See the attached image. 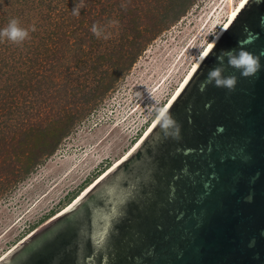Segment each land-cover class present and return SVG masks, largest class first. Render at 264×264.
Listing matches in <instances>:
<instances>
[{"label": "water", "instance_id": "water-1", "mask_svg": "<svg viewBox=\"0 0 264 264\" xmlns=\"http://www.w3.org/2000/svg\"><path fill=\"white\" fill-rule=\"evenodd\" d=\"M264 51V0H244L133 149L0 264H264V56L235 91L199 85L222 49Z\"/></svg>", "mask_w": 264, "mask_h": 264}, {"label": "trees", "instance_id": "trees-1", "mask_svg": "<svg viewBox=\"0 0 264 264\" xmlns=\"http://www.w3.org/2000/svg\"><path fill=\"white\" fill-rule=\"evenodd\" d=\"M195 2L84 0L74 16L76 0H0V29L16 18L30 31L22 44L0 39V203L58 151ZM93 24L109 38L98 39ZM90 184L73 192L69 204Z\"/></svg>", "mask_w": 264, "mask_h": 264}, {"label": "rangeland", "instance_id": "rangeland-1", "mask_svg": "<svg viewBox=\"0 0 264 264\" xmlns=\"http://www.w3.org/2000/svg\"><path fill=\"white\" fill-rule=\"evenodd\" d=\"M240 1L196 0L58 151L1 201L0 258L65 209L69 196L88 179L95 182L133 149Z\"/></svg>", "mask_w": 264, "mask_h": 264}, {"label": "clouds", "instance_id": "clouds-1", "mask_svg": "<svg viewBox=\"0 0 264 264\" xmlns=\"http://www.w3.org/2000/svg\"><path fill=\"white\" fill-rule=\"evenodd\" d=\"M259 2V0H257ZM85 7L84 0H76L73 7L72 14L79 16L80 10ZM36 29L33 26L31 31ZM91 32L99 39L103 35L104 39H108L109 35L104 34V30L98 25L93 24ZM224 31L216 34L215 42L219 40ZM246 36L244 39L238 41V45L231 49H222L216 56V65L208 70L205 79L200 83V91H204L208 85H213L217 88H225L228 91H235L238 83V77L235 74L225 75L227 68H234L240 72V75L247 77L256 76L261 68V57L264 56V51L254 53L248 50L247 45L253 43L258 38V34H252L247 28L245 29ZM6 38L14 44H22L25 40L30 38V31L21 25L16 18L11 19L6 27L0 29V39ZM210 53L201 54L199 62L202 64ZM156 103V101H155ZM158 118L162 122V127L167 129H175L178 131L179 125L173 114L167 108H160L157 112Z\"/></svg>", "mask_w": 264, "mask_h": 264}, {"label": "bare ground", "instance_id": "bare-ground-1", "mask_svg": "<svg viewBox=\"0 0 264 264\" xmlns=\"http://www.w3.org/2000/svg\"><path fill=\"white\" fill-rule=\"evenodd\" d=\"M244 2V0H241L240 2H239V4H238V6L231 12V14L229 15V18H228V20H227V22L224 24V26L222 27V29L218 32V33H220L222 30H223V28L226 26V24L230 21V19L233 17V15L235 14V12L238 10V8L241 6V4ZM217 33V34H218ZM215 39L213 38L212 40H211V42L208 44V46L206 47V49L204 50V52H203V54L206 52V50L209 48V46L212 44V42L214 41ZM199 61V58H198V60L196 61V63L194 64V66H193V68L195 67V65L197 64V62ZM193 68L191 69V71L193 70ZM191 71L189 72V74L191 73ZM189 74L187 75V77L189 76ZM187 77L185 78V80L187 79ZM184 80V81H185ZM184 81L182 82V84L184 83ZM182 84L180 85V87L182 86ZM180 87L177 89V91L175 92V94L178 92V90L180 89ZM175 94L173 95V97L175 96ZM172 97V98H173ZM172 98L170 99V101L172 100ZM169 101V102H170ZM169 103H167V105H168ZM166 105V106H167ZM165 106V107H166ZM157 120V118L153 121V123L155 122ZM153 123L147 128V130L143 133V135H141V137L138 139V141L136 142V144L141 140V138H142V136H144V134H146V132L150 129V127L153 125ZM135 144V145H136ZM134 146V145H133ZM132 148V147H131ZM128 154V153H127ZM126 154V155H127ZM126 155H124V156H126ZM123 156V157H124ZM122 159V158H121ZM120 158L117 160V161H115V163L114 164H116L117 162H119L120 160H121ZM114 166V165H113ZM94 183V182H93ZM92 183V184H93ZM92 184H90L88 187H86L84 190H83V192L82 193H84ZM81 193V194H82ZM80 194V195H81ZM79 195V196H80ZM78 196V197H79ZM77 197V198H78Z\"/></svg>", "mask_w": 264, "mask_h": 264}]
</instances>
